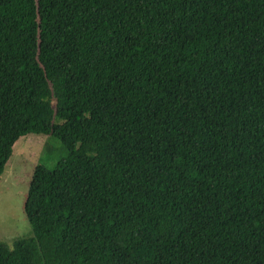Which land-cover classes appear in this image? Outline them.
Listing matches in <instances>:
<instances>
[{
	"label": "trees",
	"instance_id": "16d2710c",
	"mask_svg": "<svg viewBox=\"0 0 264 264\" xmlns=\"http://www.w3.org/2000/svg\"><path fill=\"white\" fill-rule=\"evenodd\" d=\"M30 132L0 264H264V0H0V177Z\"/></svg>",
	"mask_w": 264,
	"mask_h": 264
},
{
	"label": "rangeland",
	"instance_id": "374dc122",
	"mask_svg": "<svg viewBox=\"0 0 264 264\" xmlns=\"http://www.w3.org/2000/svg\"><path fill=\"white\" fill-rule=\"evenodd\" d=\"M64 153L60 139L50 133L30 132L15 141L0 177V242L12 246L16 239L32 235L24 202L34 168H52Z\"/></svg>",
	"mask_w": 264,
	"mask_h": 264
}]
</instances>
